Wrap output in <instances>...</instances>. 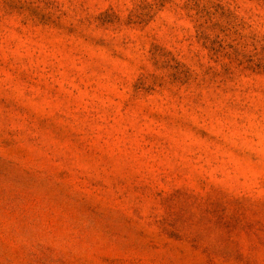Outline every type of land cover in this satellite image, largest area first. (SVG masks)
Segmentation results:
<instances>
[{"label":"rangeland","instance_id":"rangeland-1","mask_svg":"<svg viewBox=\"0 0 264 264\" xmlns=\"http://www.w3.org/2000/svg\"><path fill=\"white\" fill-rule=\"evenodd\" d=\"M0 264H264V0H0Z\"/></svg>","mask_w":264,"mask_h":264}]
</instances>
